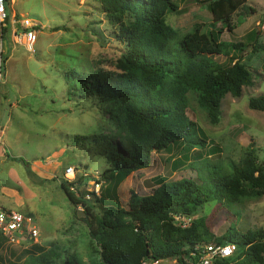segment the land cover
I'll list each match as a JSON object with an SVG mask.
<instances>
[{"label":"rangeland","instance_id":"1","mask_svg":"<svg viewBox=\"0 0 264 264\" xmlns=\"http://www.w3.org/2000/svg\"><path fill=\"white\" fill-rule=\"evenodd\" d=\"M173 2L176 10L166 15V22L179 36L212 21L209 0ZM246 5L254 12H235L234 22L239 13L244 16L243 22L232 33L223 31L220 40L249 43L243 51L231 54L241 57L252 72L255 70L254 84L244 86L239 96L225 94L217 123L210 122L194 92L186 94L187 115L221 148L206 160L223 168H229L228 160L239 161L251 140L259 160L264 157V112L248 107L251 96L264 92V50L254 52L251 47L264 43V0H248ZM6 6L9 16L27 17L37 23V38L32 51L4 41L0 203L33 215L39 236L36 241L12 243L0 234V264H31L32 254L41 251L38 247L43 249L48 264H65L72 255L91 264L94 245L81 218L83 208L73 206L60 186L65 166L71 165L76 171L75 192L88 199L99 214L111 204L128 208L134 195L152 192L159 176L171 181L195 178L197 172L188 168L187 162L180 163L176 170L173 167L172 161L183 151L181 142L169 150L153 152L149 166L121 179L108 170L111 165L105 154H100L99 147L104 144L100 138L113 139L115 127L95 97L71 94L64 77L69 70H117L115 62L125 45L118 23L106 17L99 0H7ZM213 57L228 62L225 56ZM208 170L210 167L201 169L199 176L204 178ZM94 181H99L97 188ZM199 216H205L206 225L215 235L222 234L232 220L241 232L264 230V194L258 199H241L230 207L208 202L191 218ZM146 264L183 263L168 258Z\"/></svg>","mask_w":264,"mask_h":264},{"label":"trees","instance_id":"2","mask_svg":"<svg viewBox=\"0 0 264 264\" xmlns=\"http://www.w3.org/2000/svg\"><path fill=\"white\" fill-rule=\"evenodd\" d=\"M99 1L106 17L118 23L125 45L115 62L117 70H69L64 77L71 94L95 97L115 127L113 139L100 138L104 142L100 154H105L111 165L108 170L121 179L149 166L153 152L169 150L181 142L183 151L172 161L173 167L176 170L187 162L197 174L171 181L159 176L151 193L134 195L128 208L107 205L102 214L61 180L67 199L83 208L81 218L94 245L90 263L144 264L177 258L188 264L196 243L213 241L236 245L233 255L213 264H263V229L241 232L232 220L222 234L215 235L205 216L193 217L185 227L173 217H191L208 202L230 207L241 199H258L264 194V157L259 160L255 142L245 146L239 161L228 160L229 168L209 163L206 156L220 153V145L186 113V94L191 91L210 122L217 123L225 94L239 96L244 86L254 84L255 70L231 54L243 51L249 43L220 40L223 31L232 33L243 22L241 13L234 22L235 12L254 9L246 5L248 0H209L212 21L179 36L166 22V15L177 7L173 0ZM251 47L254 52L264 50V43ZM214 55L225 56L228 62H219ZM248 107L264 112V92L251 96ZM209 167L201 178L200 170ZM41 251L32 254L31 264H48ZM66 263L85 264L77 255L68 257Z\"/></svg>","mask_w":264,"mask_h":264},{"label":"built area","instance_id":"3","mask_svg":"<svg viewBox=\"0 0 264 264\" xmlns=\"http://www.w3.org/2000/svg\"><path fill=\"white\" fill-rule=\"evenodd\" d=\"M5 0H0V76L4 66L5 43L8 40L10 44L22 45L28 51H32L37 38V23L27 17L16 19L14 15L7 12ZM76 171L71 165L65 166L61 176L64 181L73 187ZM96 188L99 181H94ZM174 221L180 226H188L191 217L174 215ZM0 234L9 242L20 243V241H36L39 236V228L33 215L22 213L16 209L6 208L0 205ZM235 244H218L213 241L198 242L190 252L191 259H187L188 264H213L218 258L231 256L235 251ZM158 261V260H154ZM144 264L146 262L144 261Z\"/></svg>","mask_w":264,"mask_h":264},{"label":"crops","instance_id":"4","mask_svg":"<svg viewBox=\"0 0 264 264\" xmlns=\"http://www.w3.org/2000/svg\"><path fill=\"white\" fill-rule=\"evenodd\" d=\"M0 155H1V153H0ZM0 205L3 206V207H6V208H12V207H10V206L8 207L7 205H5V204H3V203H2V204L0 203ZM12 209H13V208H12Z\"/></svg>","mask_w":264,"mask_h":264},{"label":"clouds","instance_id":"5","mask_svg":"<svg viewBox=\"0 0 264 264\" xmlns=\"http://www.w3.org/2000/svg\"><path fill=\"white\" fill-rule=\"evenodd\" d=\"M63 180V179H62ZM76 180L78 181V177L76 178ZM70 185V184H69ZM70 187V186H69ZM73 190V189H72ZM74 192H75V190H73ZM227 244V243H226ZM235 247H236V245H235ZM235 250H236V248H235ZM235 252V251H234ZM234 254V253H233ZM232 254V255H233ZM225 258V257H224Z\"/></svg>","mask_w":264,"mask_h":264}]
</instances>
